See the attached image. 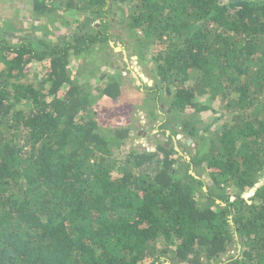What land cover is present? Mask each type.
I'll list each match as a JSON object with an SVG mask.
<instances>
[{"label": "trees", "instance_id": "obj_1", "mask_svg": "<svg viewBox=\"0 0 264 264\" xmlns=\"http://www.w3.org/2000/svg\"><path fill=\"white\" fill-rule=\"evenodd\" d=\"M29 1L35 17L63 7L86 19L64 43L0 39V264H264V0ZM121 3L165 119L214 115L220 101L230 127L204 137L189 116L161 123L154 151L123 150L134 126L101 130L92 106L126 103L123 76L93 97L72 57L110 56ZM178 134L199 144L187 160Z\"/></svg>", "mask_w": 264, "mask_h": 264}, {"label": "rangeland", "instance_id": "obj_2", "mask_svg": "<svg viewBox=\"0 0 264 264\" xmlns=\"http://www.w3.org/2000/svg\"><path fill=\"white\" fill-rule=\"evenodd\" d=\"M30 6L29 0H0V39L15 43L27 40L35 41L36 39L47 40L54 44L64 43L76 33L75 27L82 25L86 19L84 12L65 11L63 7L55 8L50 14L35 17L30 13ZM127 14L128 7L121 3L114 7L113 14L109 17L111 20L110 33L113 35L111 36V49H108L110 55L108 58L100 49L88 51L83 54L84 57H72L77 66L71 70V75L81 77L82 82L85 80L84 88L88 85L87 92L93 97L97 96L96 88L102 79L117 72L123 76L122 87H125L123 90L126 103L120 99L117 101V99L101 98L92 106V110L97 114L96 120L99 122L101 130L108 131L116 127L134 126L132 136L124 143L123 150L139 148L140 150L154 151L156 144L167 143L166 136L162 134L165 127L160 129L162 133L157 131V126L161 123L171 128L176 120H182L189 116L193 122L199 121L196 126L199 132H203L204 137H209L221 125L227 124L230 127L232 116L222 108L223 103L219 105L220 101L214 103L215 109H217V113L214 115L209 111L192 114L191 110H187L184 113L176 114L175 117L171 116L165 119L164 115L168 109L163 105L167 104L163 84L157 85L155 64L148 61L141 62L140 56L134 51L140 33L136 32L132 35L131 31L124 29ZM92 26L97 28L98 21H95ZM145 58L147 60L149 56ZM41 70V64H34L31 73L39 74ZM77 73L78 75H76ZM30 79L37 80V77L33 75L30 76ZM146 87L157 92L159 103L156 106L155 102L151 101L155 94L149 95ZM201 94L202 86L200 85L197 96L200 102L203 98ZM217 116L218 119H216ZM205 128L206 131H203ZM177 130L179 131L178 128ZM164 133L167 132L164 131ZM171 145L181 150V161L187 160L189 156L195 154L199 146L195 138L181 134L176 136ZM201 172L202 170H200ZM200 178L207 181L208 177L203 171Z\"/></svg>", "mask_w": 264, "mask_h": 264}, {"label": "crops", "instance_id": "obj_3", "mask_svg": "<svg viewBox=\"0 0 264 264\" xmlns=\"http://www.w3.org/2000/svg\"><path fill=\"white\" fill-rule=\"evenodd\" d=\"M115 48V47H114ZM125 60V59H124ZM138 84V83H137ZM123 89H125V87H122ZM117 101H119V99H117ZM167 134V133H166Z\"/></svg>", "mask_w": 264, "mask_h": 264}, {"label": "water", "instance_id": "obj_4", "mask_svg": "<svg viewBox=\"0 0 264 264\" xmlns=\"http://www.w3.org/2000/svg\"><path fill=\"white\" fill-rule=\"evenodd\" d=\"M190 141V140H189Z\"/></svg>", "mask_w": 264, "mask_h": 264}]
</instances>
